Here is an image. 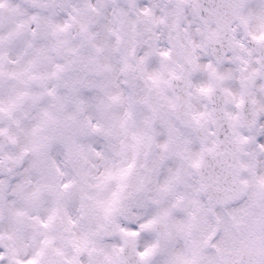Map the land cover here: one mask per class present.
<instances>
[{"label":"snow or ice","instance_id":"obj_1","mask_svg":"<svg viewBox=\"0 0 264 264\" xmlns=\"http://www.w3.org/2000/svg\"><path fill=\"white\" fill-rule=\"evenodd\" d=\"M0 264H264V0H0Z\"/></svg>","mask_w":264,"mask_h":264}]
</instances>
